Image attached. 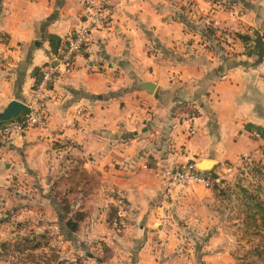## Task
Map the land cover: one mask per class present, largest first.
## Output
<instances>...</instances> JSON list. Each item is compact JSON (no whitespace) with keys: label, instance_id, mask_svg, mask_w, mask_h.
<instances>
[{"label":"crops","instance_id":"0c3cea01","mask_svg":"<svg viewBox=\"0 0 264 264\" xmlns=\"http://www.w3.org/2000/svg\"><path fill=\"white\" fill-rule=\"evenodd\" d=\"M105 6L110 28L57 77L47 128L0 141V235L35 228L43 258L58 245L57 259L77 264H263L252 251L264 235V56L254 45L261 36L264 47V0ZM83 14L82 0H0V113L30 102ZM178 104L198 108L191 137ZM187 163L221 179L222 193L191 185L161 207L163 173ZM21 238L31 240L0 243Z\"/></svg>","mask_w":264,"mask_h":264},{"label":"built area","instance_id":"2783aa9c","mask_svg":"<svg viewBox=\"0 0 264 264\" xmlns=\"http://www.w3.org/2000/svg\"><path fill=\"white\" fill-rule=\"evenodd\" d=\"M82 3L84 8L83 20L61 47L56 63L40 70L38 81L31 93V100L26 104V111L16 118L0 122V141L10 139L12 136L19 135L29 129L47 128V106L53 100V88L57 77L61 73H68L73 69L75 59L87 50L93 33L107 31L110 28L105 0H82ZM79 113L80 111L77 112V115ZM198 116L199 111L194 104H178L174 107V117L178 125L186 127V134L189 137L195 134L194 123ZM254 136L259 138L258 134H254ZM231 171L230 167L226 169L227 173ZM163 176L166 181V188L161 200V207L168 204L174 192L191 185L210 188L221 181V179L206 177L193 163H187L166 171ZM190 251L191 246L188 241L183 240L181 252L188 254Z\"/></svg>","mask_w":264,"mask_h":264},{"label":"rangeland","instance_id":"374dc122","mask_svg":"<svg viewBox=\"0 0 264 264\" xmlns=\"http://www.w3.org/2000/svg\"><path fill=\"white\" fill-rule=\"evenodd\" d=\"M15 229V228H14ZM12 230L10 227H7L2 233L1 237H27L28 235L31 237L35 234V228L25 229V231L20 230ZM18 229V228H17ZM11 233V234H10ZM17 233V234H16ZM9 239V241H11ZM3 243H0V264H56V261L53 259L57 257L60 250H58V245H54V251L49 253L48 258H43V251L41 252L40 249L36 251H30L28 247H25L19 242H9V244H4L5 246L2 247ZM61 255V254H60ZM58 255V257L60 256ZM64 257V255H63ZM3 260V261H2ZM65 262V261H64ZM75 264L76 261L72 262H65L64 264ZM77 264V263H76Z\"/></svg>","mask_w":264,"mask_h":264},{"label":"trees","instance_id":"16d2710c","mask_svg":"<svg viewBox=\"0 0 264 264\" xmlns=\"http://www.w3.org/2000/svg\"><path fill=\"white\" fill-rule=\"evenodd\" d=\"M105 8H106V6H105ZM181 11H182L181 12L182 15L179 14L178 17H179V20L181 22L185 23V20H184V17H183V15H186L185 14V9H181ZM185 25L187 26L188 23L187 24L185 23ZM187 27L192 29V26H190V25H188ZM199 34L201 35V38L207 40V42H208L207 45L209 47H212V45L214 43L213 41H211L212 36L214 35L213 28L210 25L202 26L199 29ZM221 183L222 182L220 181V182L214 184L211 188H213L214 190H218L220 193H222L221 190H220ZM258 206H259V204L255 205L256 208H258ZM59 219H60L61 222L63 221V218H62L61 215H59ZM82 220H83V215H80V214L74 215L72 220H67L65 222V226H66L68 232L71 233V234L75 233L77 231V229H78L79 222H81ZM261 220H262V223L260 222V226H262V228H263V226H264V218L262 217ZM108 222H109L110 225L118 226L117 213H116V210L113 207L109 208ZM30 238H31V240L28 239V238H21L19 240V244H22L25 247H28V249L30 251L38 250L41 247V241L43 240V236H37L36 234H34ZM261 239H262V246H261L262 248L254 249L252 252L254 253L255 256H257L259 258L262 257L263 261H264V235L261 236ZM4 246L5 245L3 244L2 247H4ZM53 259L56 261V264H64L65 263L63 261L58 260L57 257H54ZM263 264H264V262H263Z\"/></svg>","mask_w":264,"mask_h":264},{"label":"water","instance_id":"95a60500","mask_svg":"<svg viewBox=\"0 0 264 264\" xmlns=\"http://www.w3.org/2000/svg\"><path fill=\"white\" fill-rule=\"evenodd\" d=\"M255 48L258 50L260 57L264 56V47H263V40L261 36H257L254 40ZM142 90H146L151 92L153 89L152 84H143L141 86ZM26 105L20 101L12 100L8 105L3 109L0 113V122L8 121L10 119L16 118L17 116L21 115L26 111ZM199 169L203 168V165L198 167Z\"/></svg>","mask_w":264,"mask_h":264}]
</instances>
